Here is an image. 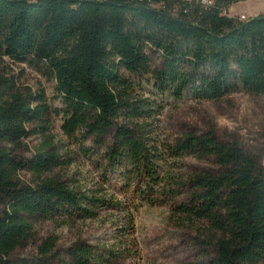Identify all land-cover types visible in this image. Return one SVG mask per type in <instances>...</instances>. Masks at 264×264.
Here are the masks:
<instances>
[{
  "label": "trees",
  "instance_id": "1",
  "mask_svg": "<svg viewBox=\"0 0 264 264\" xmlns=\"http://www.w3.org/2000/svg\"><path fill=\"white\" fill-rule=\"evenodd\" d=\"M238 0H0V57L34 61L52 72L64 104L68 135L86 130L102 144L113 135L107 156L126 160L157 183L155 157L146 135L118 119L153 117L147 101L132 99L122 73L151 74L155 85L178 98L220 100L235 91L264 94V13L241 20L228 14ZM149 48L164 59L151 68ZM9 89V86H8ZM0 90V264L33 236L37 219L93 218L105 202L58 178L35 184L17 179L20 170L38 175L61 163L50 146L33 157L16 156L30 135L28 125L45 121L44 94ZM212 157L219 169L188 178L192 196L177 206L188 219L208 223L214 257L210 264H264V164L236 140L213 131L178 136L170 147ZM149 188L151 185L148 184ZM56 237L40 246L37 264H50ZM65 264H114L118 248L77 241Z\"/></svg>",
  "mask_w": 264,
  "mask_h": 264
},
{
  "label": "rangeland",
  "instance_id": "2",
  "mask_svg": "<svg viewBox=\"0 0 264 264\" xmlns=\"http://www.w3.org/2000/svg\"><path fill=\"white\" fill-rule=\"evenodd\" d=\"M227 11L232 17L248 19L264 13V0H238ZM148 53L151 68L161 69V55L153 48ZM122 73L133 83L130 97L147 101L155 109L153 117L127 120L121 116L118 122L130 128L137 125L146 135L157 165V183L141 176L126 160L114 163L107 156L114 134L104 137L99 145L86 130L73 136L65 133V104L46 65L0 57V90L7 85L8 90L24 96L44 94L50 107L45 121L28 125L30 135L16 156L31 159L48 144L61 160L41 175L20 170L17 179L35 184L43 178H58L105 200L94 209L93 218L32 221V238L11 253L9 264H37L40 246L49 237L57 238L53 255L48 256L50 264H65L67 249L77 241L118 248L121 257L114 264H210L214 241L207 232L208 223L188 219L177 212V206L193 195L188 185L192 174L216 171L219 166L212 157L173 156L170 147L186 133L213 131L222 140L238 141L246 153L264 164V94L235 91L220 100L178 98L164 94L152 73L136 75L125 69Z\"/></svg>",
  "mask_w": 264,
  "mask_h": 264
},
{
  "label": "built area",
  "instance_id": "3",
  "mask_svg": "<svg viewBox=\"0 0 264 264\" xmlns=\"http://www.w3.org/2000/svg\"><path fill=\"white\" fill-rule=\"evenodd\" d=\"M201 2L205 5H210L212 4L213 0H201ZM241 19L246 20L247 18L245 16H242Z\"/></svg>",
  "mask_w": 264,
  "mask_h": 264
}]
</instances>
